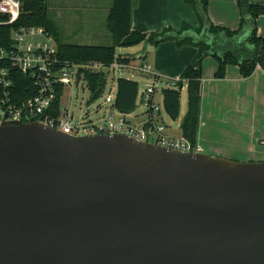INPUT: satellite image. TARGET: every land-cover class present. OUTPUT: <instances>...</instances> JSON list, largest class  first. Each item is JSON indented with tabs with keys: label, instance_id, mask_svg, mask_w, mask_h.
I'll return each instance as SVG.
<instances>
[{
	"label": "water",
	"instance_id": "1",
	"mask_svg": "<svg viewBox=\"0 0 264 264\" xmlns=\"http://www.w3.org/2000/svg\"><path fill=\"white\" fill-rule=\"evenodd\" d=\"M0 264H264V161L4 122Z\"/></svg>",
	"mask_w": 264,
	"mask_h": 264
},
{
	"label": "crops",
	"instance_id": "2",
	"mask_svg": "<svg viewBox=\"0 0 264 264\" xmlns=\"http://www.w3.org/2000/svg\"><path fill=\"white\" fill-rule=\"evenodd\" d=\"M112 2L113 0H82L79 2L55 0L56 7L50 19L58 29L63 43L110 46L112 38L107 30V17ZM249 2L252 5L264 6V0H249ZM207 15L214 26L231 31L239 28V12L234 0H209ZM184 23L193 28L198 27L193 10L183 0H132L131 29L133 31L144 34L160 33L166 28L179 31ZM256 25L257 36H263L264 16L256 20ZM66 30H70L68 33L73 35V39L75 38L78 42H67L70 40L68 39L70 35H66L67 39L63 37V31ZM77 31L84 32L76 35ZM249 31V26H245L233 39V44L241 45L248 37ZM207 42L213 43L214 41L208 37ZM140 46H142L139 50L141 54L138 56L140 65L134 67L147 65L151 74L137 73V75L145 81L146 86L152 82L150 76L157 77L159 79L156 84L157 90L158 85H161L163 89L166 88L167 82L177 80L197 54L195 47H178L174 41H166L156 47L145 44L135 47ZM218 52L222 54L223 49ZM116 55H118L117 51ZM122 57L131 59L128 65L132 66L135 57ZM216 69V60L211 57L205 58L202 66L199 127L195 145L201 147L202 154H205L204 148L210 151L222 149L233 151L237 148L234 146L236 144L240 145V148L238 147L240 153H243L245 157L248 156L246 159L249 162H263L264 72L257 68L250 77L244 79L240 76L238 67L228 66L224 78L218 80L214 78ZM182 89L186 92L185 86ZM185 113H182V98H180V113L178 119L175 120L178 122V127ZM124 117L132 124H140L146 121L147 115L146 112H141L139 115L135 110L134 113L124 115ZM160 120L163 121L161 114ZM179 137H181V132Z\"/></svg>",
	"mask_w": 264,
	"mask_h": 264
},
{
	"label": "trees",
	"instance_id": "3",
	"mask_svg": "<svg viewBox=\"0 0 264 264\" xmlns=\"http://www.w3.org/2000/svg\"><path fill=\"white\" fill-rule=\"evenodd\" d=\"M20 3L19 16L11 24L9 16L0 14V49L12 50L11 35L20 28H42L56 43V56L59 62H69L76 65L102 64L106 67L114 62L129 64L131 59L116 55L118 48H131L140 44L156 47L166 41H174L178 47L193 46L197 54L177 79L176 88L161 89L163 108L166 115L173 121L180 113L181 89L186 87V113L180 121L181 136L192 146H195L199 127V114L202 89V66L207 57L217 62L215 79H223L228 66H236L242 78L250 77L257 68L264 72V35L257 36L256 20L264 16V6L252 5L249 0H234L239 12V28L231 31L212 24L208 15L209 0H183L191 7L197 19L198 27L184 23L179 31L171 28L160 33L144 34L131 29L132 0H113L107 17V30L112 38L110 46L71 45L63 43L60 33L50 19L48 0H17ZM250 31L241 45H234L236 38L245 26ZM190 34V35H189ZM214 41L208 43L207 38ZM220 45H219V44ZM231 45V48H226ZM223 49L222 54L218 50ZM2 67V65H1ZM11 86L10 96L16 101H23L36 95L29 75L18 69L7 67ZM92 100L101 97L106 86L107 75L94 70H79ZM63 88H59L52 115L58 116L60 98ZM139 85L134 80L116 79V90L112 108L123 115H129L137 109Z\"/></svg>",
	"mask_w": 264,
	"mask_h": 264
},
{
	"label": "built area",
	"instance_id": "4",
	"mask_svg": "<svg viewBox=\"0 0 264 264\" xmlns=\"http://www.w3.org/2000/svg\"><path fill=\"white\" fill-rule=\"evenodd\" d=\"M19 10L20 3L17 0H0V14L9 16L8 24L17 20ZM11 39L12 50L0 49V124L39 122L78 138L100 134L109 136L123 134L141 143L166 147L182 153H202L201 147L192 146L182 136L171 137L165 134L164 126L159 124V105L155 102L156 84L159 79L154 76H150L152 82L139 94L138 103L140 102L147 115L143 123L132 124L126 121L123 114L116 112L112 108L114 96H108L105 99V104L111 105L114 111L108 113L102 126H96L87 117L73 123L72 118L61 110L58 116L52 115L59 88L64 89L65 86L83 82L79 77L80 69L97 72L108 69L118 73L130 70L138 74L150 75L149 66L134 67L118 62L108 67L102 64L61 63L56 56L57 48L54 39L42 28H20L12 33ZM8 66L29 75L37 89L36 95L23 101L12 99L9 93L11 81L7 71ZM177 81L167 82L166 88H176ZM150 139L152 143L149 142Z\"/></svg>",
	"mask_w": 264,
	"mask_h": 264
},
{
	"label": "rangeland",
	"instance_id": "5",
	"mask_svg": "<svg viewBox=\"0 0 264 264\" xmlns=\"http://www.w3.org/2000/svg\"><path fill=\"white\" fill-rule=\"evenodd\" d=\"M74 2H79L82 0H72ZM48 7H49V16H52V12L54 11L56 4L55 0H48ZM74 8V7H73ZM83 9V8H80ZM70 30L63 31V37L67 39L66 35L69 34L70 36L68 37L67 42L69 43H76L78 42L73 39V35L68 33ZM84 32V31H77L76 35L79 33ZM107 33V32H105ZM108 35V34H107ZM87 42V41H86ZM102 42L103 39H102ZM108 42V41H105ZM219 44V43H218ZM220 45V44H219ZM102 46V45H100ZM143 46V45H142ZM142 46L140 47H131V48H118L117 54L122 55V56H128V57H135V60L131 64L132 66H139V60L138 56L141 54V51H139ZM229 46V47H228ZM231 48V45H226V48ZM212 59V58H211ZM104 73L107 75V81H106V86L101 94V97L92 100L90 91L87 89L86 85L83 82H79L78 84L72 85V86H65L60 98L59 106L60 110L65 111L68 115L69 118H72V122H80L84 120L85 117L91 120L96 126H102L104 119L107 117L108 113L113 112L114 110L111 108V105L105 104V99L108 96L113 97L115 94L116 90V79L118 78H125L129 80H134L138 83L139 85V93L145 90L146 83L145 81L137 75V73L130 71V70H125L121 73L114 72L112 70L105 69ZM161 89L162 86L158 85V90L155 95V102L159 105L160 109V114L161 118L163 121L159 120V124L164 126L165 129V134L168 136H174V137H179L180 136V129L178 127V122L177 121H172L164 112L163 108V101H162V96H161ZM181 98H182V113H185L186 109V92L184 89L181 90ZM136 111L139 113L145 112V109L142 107V105L137 103V109ZM150 143H152V140H149ZM240 144V143H239ZM237 148H234L233 151H229L226 149L218 150V151H209L207 148H204V153L205 155L208 154H217V155H212L210 157H216V158H221V159H227V160H232L240 163H247L249 162L247 157L243 156V153H240V145H234ZM254 159V158H253ZM257 162V161H254Z\"/></svg>",
	"mask_w": 264,
	"mask_h": 264
}]
</instances>
